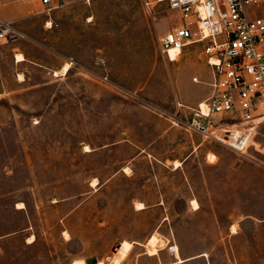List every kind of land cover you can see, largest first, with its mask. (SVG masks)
Here are the masks:
<instances>
[{"label": "rangeland", "instance_id": "1", "mask_svg": "<svg viewBox=\"0 0 264 264\" xmlns=\"http://www.w3.org/2000/svg\"><path fill=\"white\" fill-rule=\"evenodd\" d=\"M68 1L53 11L52 25L39 0L0 6L25 33L0 40V264H166L176 244L171 224L202 217L185 211L182 176L156 158L171 147L158 134L173 125L192 143L203 140L170 114L178 99L209 90L210 70L198 48L177 59L160 50L159 35L178 19L168 0ZM18 52L28 59L18 62ZM224 120L219 132L245 153L212 144L264 160V119L252 127ZM154 231L159 251L151 254ZM257 250L264 258V246Z\"/></svg>", "mask_w": 264, "mask_h": 264}, {"label": "built area", "instance_id": "2", "mask_svg": "<svg viewBox=\"0 0 264 264\" xmlns=\"http://www.w3.org/2000/svg\"><path fill=\"white\" fill-rule=\"evenodd\" d=\"M8 1L0 0V6ZM30 2L32 0H19ZM52 25V13L68 0H39ZM89 1V0H87ZM163 0H144L149 6ZM178 14L171 28L159 35L162 53L176 59L198 48L210 70V91L196 104L181 99L170 114L172 122L204 140L221 141L244 150L219 132L224 118L252 127L264 119V0H168ZM15 19L0 16V40L24 37ZM199 81L198 75L193 77ZM172 250V245H171Z\"/></svg>", "mask_w": 264, "mask_h": 264}, {"label": "crops", "instance_id": "3", "mask_svg": "<svg viewBox=\"0 0 264 264\" xmlns=\"http://www.w3.org/2000/svg\"><path fill=\"white\" fill-rule=\"evenodd\" d=\"M46 67L53 72L55 70L50 66ZM209 91L210 85L204 95L188 99V103H198ZM189 136L173 125L162 129L158 134V141H167L171 147L166 152L156 154V158L164 159V164L168 166L172 164V170L182 176L181 188L177 190L180 193L177 194L185 199V211L198 212L202 217L199 223L189 224L183 220V227L177 222L171 224L169 239L173 244L179 245V253L174 247L175 252L171 250L173 257L166 264H187L189 261H202L205 264L264 262L257 250V247L264 246V160L241 157L229 149L226 151L223 147L212 144L213 140L205 143L202 138L200 142L192 143ZM184 144L189 146V151L180 155L178 150ZM199 151L200 163L194 166L192 160ZM209 151H213L215 156L207 157ZM167 159L171 163H167ZM175 159H180L182 164L178 167L174 165ZM161 193L164 197L165 193ZM168 196L175 197V194L168 193ZM194 198L198 200V206H193ZM161 202L159 201L160 204ZM15 208L22 209L18 206ZM171 208L169 206L171 214L183 213L175 207L173 210ZM232 225L237 226L236 230ZM248 231L250 235L247 234ZM2 237L3 234H0V250ZM26 241L32 242L28 239ZM158 243L159 232L156 234L154 231L148 241L149 247H153L149 249L151 254L158 253Z\"/></svg>", "mask_w": 264, "mask_h": 264}, {"label": "bare ground", "instance_id": "4", "mask_svg": "<svg viewBox=\"0 0 264 264\" xmlns=\"http://www.w3.org/2000/svg\"><path fill=\"white\" fill-rule=\"evenodd\" d=\"M170 54H171V57L168 56L170 59H176V49H171V50H170ZM16 57H17L18 60H23V59H25V55H24L22 52H18V53L16 54ZM70 65H71L70 62H66V63L63 65L61 71H62L63 73L67 72L68 69L70 68ZM56 72H58V70H56ZM176 164L178 165V164H179V161H176ZM93 182H96V180L94 179ZM20 203H22V202H20ZM193 204H194L195 206H198V205H199L198 200L194 198V199H193ZM139 206H144V203H143L142 201H139V202H138V207H139ZM233 229L236 230V226H233ZM174 247H175V249H176V252L179 253L178 247L172 245V249H174ZM151 248H153V247H151ZM154 250H155V248H154Z\"/></svg>", "mask_w": 264, "mask_h": 264}, {"label": "water", "instance_id": "5", "mask_svg": "<svg viewBox=\"0 0 264 264\" xmlns=\"http://www.w3.org/2000/svg\"><path fill=\"white\" fill-rule=\"evenodd\" d=\"M118 244H119V243H118ZM118 244H117L116 246H114V250L117 248ZM106 258H107V259H110V258H111V254L108 255ZM94 259H95V256H92V257H88L86 260H87L88 262H90V261H92V260H94Z\"/></svg>", "mask_w": 264, "mask_h": 264}]
</instances>
